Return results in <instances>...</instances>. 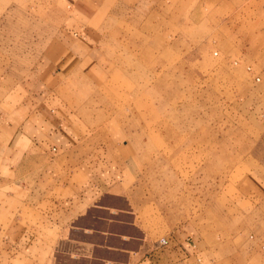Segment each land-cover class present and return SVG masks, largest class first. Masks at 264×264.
Segmentation results:
<instances>
[{
	"label": "rangeland",
	"instance_id": "obj_1",
	"mask_svg": "<svg viewBox=\"0 0 264 264\" xmlns=\"http://www.w3.org/2000/svg\"><path fill=\"white\" fill-rule=\"evenodd\" d=\"M102 1L74 77L73 0H0V86L83 111L109 82L152 224L189 228L211 263L264 264V0Z\"/></svg>",
	"mask_w": 264,
	"mask_h": 264
},
{
	"label": "crops",
	"instance_id": "obj_2",
	"mask_svg": "<svg viewBox=\"0 0 264 264\" xmlns=\"http://www.w3.org/2000/svg\"><path fill=\"white\" fill-rule=\"evenodd\" d=\"M98 1L73 0L84 19L73 25L76 53L66 58L79 65L74 77L84 67L78 50L97 39L85 18ZM95 84L108 93L97 95L103 106L83 111L53 86L16 101L0 86V264H221L206 260L189 228L164 233L149 220L122 101L109 82Z\"/></svg>",
	"mask_w": 264,
	"mask_h": 264
},
{
	"label": "built area",
	"instance_id": "obj_3",
	"mask_svg": "<svg viewBox=\"0 0 264 264\" xmlns=\"http://www.w3.org/2000/svg\"><path fill=\"white\" fill-rule=\"evenodd\" d=\"M257 78H258V79H260V77H259V76H258Z\"/></svg>",
	"mask_w": 264,
	"mask_h": 264
}]
</instances>
